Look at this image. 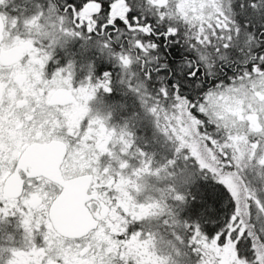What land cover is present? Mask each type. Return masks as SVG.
Here are the masks:
<instances>
[{
    "label": "snow or ice",
    "instance_id": "snow-or-ice-1",
    "mask_svg": "<svg viewBox=\"0 0 264 264\" xmlns=\"http://www.w3.org/2000/svg\"><path fill=\"white\" fill-rule=\"evenodd\" d=\"M0 264H264V0H0Z\"/></svg>",
    "mask_w": 264,
    "mask_h": 264
}]
</instances>
